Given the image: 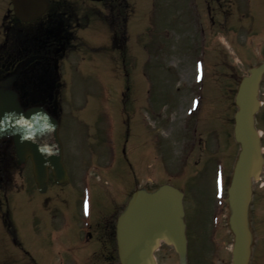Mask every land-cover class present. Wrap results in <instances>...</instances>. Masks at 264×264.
<instances>
[{
	"label": "rangeland",
	"instance_id": "1",
	"mask_svg": "<svg viewBox=\"0 0 264 264\" xmlns=\"http://www.w3.org/2000/svg\"><path fill=\"white\" fill-rule=\"evenodd\" d=\"M207 1L129 0L126 59L108 47L105 24L76 31L75 43L102 48L74 47L62 61L59 134L71 183L62 189L51 185L41 194L29 160L10 171L12 181L0 187V264H91L86 232L125 205L144 179L152 149L169 154L163 155L162 167L186 172L189 165L174 154L181 139L185 148L182 128L193 130L194 118L198 141L188 161L193 198L204 199L198 207L205 230L208 225L210 264H228L233 237L226 190L239 148L231 136L236 108L230 101L240 77L264 60V0L210 1L208 12ZM10 8L9 0H0V42ZM196 64H203L199 81ZM202 87L205 97L188 114V91ZM260 100L256 126L264 151V76ZM216 142L225 158L218 191L216 148L207 153ZM197 157L206 163L196 165ZM254 194L249 218L251 212L258 231L250 264H264V166ZM5 215L16 227L19 245L2 223Z\"/></svg>",
	"mask_w": 264,
	"mask_h": 264
},
{
	"label": "water",
	"instance_id": "2",
	"mask_svg": "<svg viewBox=\"0 0 264 264\" xmlns=\"http://www.w3.org/2000/svg\"><path fill=\"white\" fill-rule=\"evenodd\" d=\"M15 15L29 20L46 7L44 0H12ZM264 63L249 70L235 94L234 138L240 144L232 179L227 191L230 207L229 226L234 234L232 264H247L250 231L247 208L251 181L257 180L263 158L253 114L258 109L257 87ZM12 79L0 82V137L11 136L20 161L27 155L33 163L34 178L40 191L45 190L47 169L54 180L63 184L66 170L61 160L57 120L42 107L23 109L17 93L10 89ZM181 194L171 186H161L153 194L135 191L116 223V243L120 264H155L153 251L162 240L172 244L185 264Z\"/></svg>",
	"mask_w": 264,
	"mask_h": 264
},
{
	"label": "flooded vegetation",
	"instance_id": "3",
	"mask_svg": "<svg viewBox=\"0 0 264 264\" xmlns=\"http://www.w3.org/2000/svg\"><path fill=\"white\" fill-rule=\"evenodd\" d=\"M49 7L46 13L39 19L26 23L29 29L30 42L29 51L38 57L23 68L17 78L14 89L19 94V99L23 104H41L52 110L53 101L57 95L56 86L58 84V61L63 57L66 47L71 41V38L66 39L65 29L85 28L97 23L96 20L103 16L112 28H126L127 13L125 9L128 7L126 0H102L99 1L101 6H92L87 2L96 3V0H48ZM57 13V14H56ZM56 16L53 21L52 16ZM100 15V16H99ZM97 18V19H96ZM22 22H11L7 28ZM39 28L42 32L36 34L34 31ZM47 32L45 33V31ZM50 30V32H49ZM264 35V34H263ZM119 45L123 46L126 43L123 35L116 39ZM7 61L6 59H2ZM9 71H3L1 76H6ZM13 155V147L10 138L0 140V163L6 162L7 154ZM185 158H187L188 147L185 148ZM159 159H158V158ZM205 159L207 154L205 153ZM153 170L144 172V179L139 184L138 188L145 192H152L163 183L175 184L173 177H179L182 186L178 187L183 193V222L184 233L186 237V261L187 264H208L207 252V231L205 230V216L200 212L198 202L204 200L199 195L193 198V180L191 172H187L184 176L179 175V172H171L168 169L164 171L160 167V156L154 155ZM7 164H0L2 176L9 180V169ZM6 166V167H5ZM167 177L162 181V176ZM53 183L49 178L48 187ZM47 202V200H46ZM115 221H111L110 228L105 225H100L96 222L94 229L86 232L85 239L92 242V246L88 249L92 261L91 264H119L116 255L115 247ZM258 231L255 228L254 232ZM256 240V234H255ZM154 257L157 264H162L163 260H167L168 264H180L179 257L174 248L165 243H160L159 247L154 252Z\"/></svg>",
	"mask_w": 264,
	"mask_h": 264
}]
</instances>
